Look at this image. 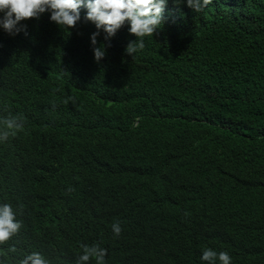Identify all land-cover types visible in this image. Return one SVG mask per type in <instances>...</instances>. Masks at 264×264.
Here are the masks:
<instances>
[{"label": "trees", "instance_id": "16d2710c", "mask_svg": "<svg viewBox=\"0 0 264 264\" xmlns=\"http://www.w3.org/2000/svg\"><path fill=\"white\" fill-rule=\"evenodd\" d=\"M86 13L0 27V117L25 119L0 142V204L22 221L0 261L99 243L107 264H206L205 247L264 264V0H168L134 58L127 21L100 29L99 62Z\"/></svg>", "mask_w": 264, "mask_h": 264}, {"label": "clouds", "instance_id": "9594fccd", "mask_svg": "<svg viewBox=\"0 0 264 264\" xmlns=\"http://www.w3.org/2000/svg\"><path fill=\"white\" fill-rule=\"evenodd\" d=\"M212 0H187V6L195 12H200L209 5ZM168 0H0V12L4 13L0 19L2 27L10 35L21 31L27 35L26 26L17 27L21 21L30 18L38 19L41 14L50 12V20L62 28H72L81 19L80 9L86 8L85 21L95 24L97 32L91 36L94 57L99 62L105 56V47H96L99 30L106 33L105 40L115 36L116 32L127 21L130 24V34L137 37L130 41L125 49L126 53L134 58V54L145 47L143 38L153 36L163 23V12ZM176 3V2H175ZM177 4V3H176ZM73 100L68 97L65 104ZM55 108V105H53ZM25 119L22 115H11L0 117V142L8 141L23 130ZM185 215H189L185 213ZM22 227V221L16 219V212L9 203L0 204V244L9 241L18 234ZM115 237L122 233L121 223L114 221L111 225ZM82 254L78 255L76 264H87L90 260L95 264H107V249L102 248L99 243L91 245H80ZM15 246L9 247L0 255L7 256L8 253H16ZM201 260L206 264H232V258L227 251L217 252L205 247L202 250ZM3 264V261H0ZM17 264H51L39 252H32Z\"/></svg>", "mask_w": 264, "mask_h": 264}]
</instances>
